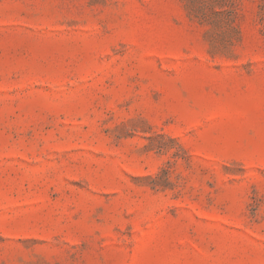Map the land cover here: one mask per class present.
<instances>
[{"label":"rangeland","instance_id":"374dc122","mask_svg":"<svg viewBox=\"0 0 264 264\" xmlns=\"http://www.w3.org/2000/svg\"><path fill=\"white\" fill-rule=\"evenodd\" d=\"M0 264H264V0H0Z\"/></svg>","mask_w":264,"mask_h":264}]
</instances>
